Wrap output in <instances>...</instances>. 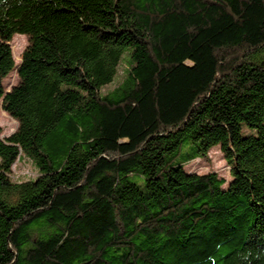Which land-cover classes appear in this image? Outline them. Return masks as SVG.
I'll use <instances>...</instances> for the list:
<instances>
[{"label":"trees","instance_id":"16d2710c","mask_svg":"<svg viewBox=\"0 0 264 264\" xmlns=\"http://www.w3.org/2000/svg\"><path fill=\"white\" fill-rule=\"evenodd\" d=\"M1 107L0 264H264V0H0Z\"/></svg>","mask_w":264,"mask_h":264},{"label":"rangeland","instance_id":"374dc122","mask_svg":"<svg viewBox=\"0 0 264 264\" xmlns=\"http://www.w3.org/2000/svg\"><path fill=\"white\" fill-rule=\"evenodd\" d=\"M13 54L15 57V68L2 80V83L6 91L11 90L16 84H18L20 78L18 75V68L22 61V54L25 48L29 45V37L25 34H15L10 41ZM126 68V62H122L119 67L118 74L114 82L104 88V92L112 90L123 79L124 71ZM19 122L13 118L2 107L0 108V127L2 128V137H8L18 128ZM185 170L188 172H194L197 174H206L209 172H216L220 177L226 179L225 187L232 180L231 167L228 165L224 153L219 146L213 147L206 156L196 158L190 162L184 164ZM12 178L17 181L28 180L38 175V170L34 162L25 158L17 161L12 167ZM31 175V176H29ZM144 184V180L140 183Z\"/></svg>","mask_w":264,"mask_h":264}]
</instances>
